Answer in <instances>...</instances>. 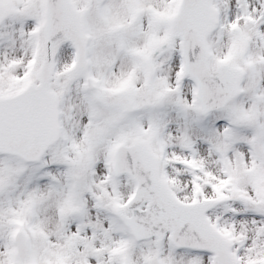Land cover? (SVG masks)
Here are the masks:
<instances>
[{"label":"snow or ice","instance_id":"obj_1","mask_svg":"<svg viewBox=\"0 0 264 264\" xmlns=\"http://www.w3.org/2000/svg\"><path fill=\"white\" fill-rule=\"evenodd\" d=\"M0 264H264V0H0Z\"/></svg>","mask_w":264,"mask_h":264}]
</instances>
